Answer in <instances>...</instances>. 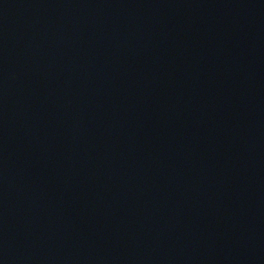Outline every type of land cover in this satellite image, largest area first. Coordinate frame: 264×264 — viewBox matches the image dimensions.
<instances>
[{
	"label": "water",
	"instance_id": "95a60500",
	"mask_svg": "<svg viewBox=\"0 0 264 264\" xmlns=\"http://www.w3.org/2000/svg\"><path fill=\"white\" fill-rule=\"evenodd\" d=\"M0 264H264V0H0Z\"/></svg>",
	"mask_w": 264,
	"mask_h": 264
}]
</instances>
